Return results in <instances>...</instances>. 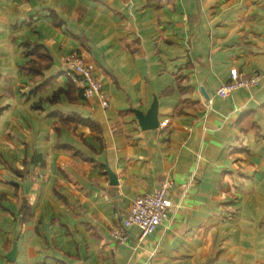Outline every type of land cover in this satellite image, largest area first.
I'll use <instances>...</instances> for the list:
<instances>
[{"label": "crops", "instance_id": "1", "mask_svg": "<svg viewBox=\"0 0 264 264\" xmlns=\"http://www.w3.org/2000/svg\"><path fill=\"white\" fill-rule=\"evenodd\" d=\"M233 67L262 80L222 97ZM0 264H264V0H0Z\"/></svg>", "mask_w": 264, "mask_h": 264}, {"label": "built area", "instance_id": "2", "mask_svg": "<svg viewBox=\"0 0 264 264\" xmlns=\"http://www.w3.org/2000/svg\"><path fill=\"white\" fill-rule=\"evenodd\" d=\"M65 67L71 72L72 81L82 91L84 97H97L104 106L110 104L103 81L96 76L94 66L80 51L75 50L66 56ZM230 75V80L217 89L218 95L222 97H227L232 91L241 87H253L262 80L260 73L246 74L237 67L230 70ZM162 123L166 124L167 121ZM172 188L173 181L166 179L153 191L138 196L123 222L113 229L112 237L121 243L127 242L128 230L134 225L140 227L142 238L153 233L169 217V211L173 206Z\"/></svg>", "mask_w": 264, "mask_h": 264}, {"label": "water", "instance_id": "3", "mask_svg": "<svg viewBox=\"0 0 264 264\" xmlns=\"http://www.w3.org/2000/svg\"><path fill=\"white\" fill-rule=\"evenodd\" d=\"M149 119L152 120V118H145L143 120L144 126H149L150 127L151 125H153V127H154V126H158L159 125L158 121H157V123L153 122V120L150 122ZM111 176H112V179H113L114 178V174L112 172H111Z\"/></svg>", "mask_w": 264, "mask_h": 264}]
</instances>
